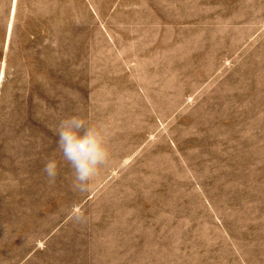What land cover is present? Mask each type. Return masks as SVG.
<instances>
[{
	"label": "rangeland",
	"instance_id": "1",
	"mask_svg": "<svg viewBox=\"0 0 264 264\" xmlns=\"http://www.w3.org/2000/svg\"><path fill=\"white\" fill-rule=\"evenodd\" d=\"M0 264H264V0H0Z\"/></svg>",
	"mask_w": 264,
	"mask_h": 264
},
{
	"label": "clouds",
	"instance_id": "2",
	"mask_svg": "<svg viewBox=\"0 0 264 264\" xmlns=\"http://www.w3.org/2000/svg\"><path fill=\"white\" fill-rule=\"evenodd\" d=\"M56 134L63 160L72 169L73 189L81 193L87 192L90 183L111 161L105 129L103 126H89L83 118L73 115L59 122ZM43 171L50 182H54L57 176L56 162L49 160ZM73 215L78 221L83 219L79 209Z\"/></svg>",
	"mask_w": 264,
	"mask_h": 264
}]
</instances>
